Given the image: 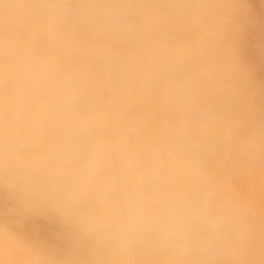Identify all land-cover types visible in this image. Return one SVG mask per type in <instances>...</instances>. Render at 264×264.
<instances>
[{"label": "clouds", "instance_id": "obj_1", "mask_svg": "<svg viewBox=\"0 0 264 264\" xmlns=\"http://www.w3.org/2000/svg\"><path fill=\"white\" fill-rule=\"evenodd\" d=\"M241 0H0V203L76 255L0 264H264V99Z\"/></svg>", "mask_w": 264, "mask_h": 264}, {"label": "rangeland", "instance_id": "obj_2", "mask_svg": "<svg viewBox=\"0 0 264 264\" xmlns=\"http://www.w3.org/2000/svg\"><path fill=\"white\" fill-rule=\"evenodd\" d=\"M236 44L256 82L259 103L264 99V0H241ZM0 238L35 252L76 255L79 241L68 220L55 211H29L8 201L0 203Z\"/></svg>", "mask_w": 264, "mask_h": 264}]
</instances>
